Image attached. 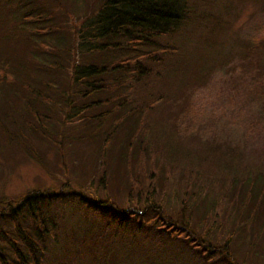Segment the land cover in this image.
I'll list each match as a JSON object with an SVG mask.
<instances>
[{
	"label": "rangeland",
	"instance_id": "1",
	"mask_svg": "<svg viewBox=\"0 0 264 264\" xmlns=\"http://www.w3.org/2000/svg\"><path fill=\"white\" fill-rule=\"evenodd\" d=\"M1 1L2 4L7 2L9 5L7 9L3 6L0 8V70L4 73L0 74V77L10 72V50L12 57L15 56L12 58V66L16 67L15 58L19 59L22 56V61L25 58V65L39 61L44 67L35 68L34 71L30 69V73L28 69L26 72L22 71L17 79L10 82V85L0 82V123L4 127L0 131V210L5 207L7 201H10L11 206H15L17 201L31 191L49 195L51 191L60 189L64 183H69L71 187L62 190V196H66L72 194V190L83 188L80 184L90 182V175L85 174L93 159L90 154H94L92 151H96L95 148L99 147L101 139L109 129L115 128L113 134L115 139L112 140L107 157L117 176L124 177L125 172L128 173L132 165H139V162L142 163V169L149 170L148 160L141 158L138 151V139L144 137L146 140L150 139L147 130L145 133L142 129L138 130L143 115L137 113L134 120L128 114L132 105L118 107L121 95L131 93L121 90L120 87L116 88L113 84L122 77L120 72L113 71L93 78L96 84L99 80L106 81L107 84L103 86L107 89L103 93H96L86 98L80 94V90L83 91L84 88L82 89L75 81L76 74L75 78L73 77L77 69L97 66L102 64L104 59L108 64L111 63L110 55L113 53L89 50L84 43L83 34L88 30L96 29L94 24L97 22L100 0ZM10 1L14 2L15 6L10 5ZM181 1L187 5L186 9L189 7L197 17L191 16L190 25L185 30H181L173 43L178 54L171 57L172 65L175 64V60L179 63L178 60L185 58L187 63L181 62V64H185L186 69L184 67L183 74L189 83L195 75V72L191 74L190 70L192 68V71L196 70L192 63L198 64L206 58H211L210 64L223 65L228 62L226 67L222 66L213 74L209 73L204 80L200 73L196 87L185 89L194 100L197 113L196 116H188L181 125L191 127L192 132L198 131L204 134L202 142L215 138L218 142L229 144V147L235 148V155L241 154L240 159L238 161L231 159L232 166H230L228 164L230 160L224 158V154H227L226 150H222V154L219 153L215 158L205 160L204 158L200 160L190 151L194 147L186 145L187 140L180 136L183 132L176 134L173 129L176 116L183 111L178 105L180 102L175 101L178 91L173 88H177L178 85L173 80H165L166 83L162 85H158L156 80L144 87L136 85L137 89L132 91L131 98L134 99L136 96V105L149 102L154 95L165 98V105L168 104L167 107L170 108L163 114L166 116H157L154 112L147 120L151 123L155 148L162 152L169 162L179 165L183 172L182 179L192 185L185 189L188 195L199 194V197L201 195L206 201L215 200L219 194L215 191L216 186L212 182L223 183V179L229 182L234 176L244 180L251 178L262 186L264 183V0ZM10 7L15 9L11 15ZM1 16H4L3 20ZM26 16L27 21L18 26L25 25L24 28L31 27V30H35L31 33L37 37L38 41L34 42L39 44L33 45L38 49L36 59L31 54L28 55L31 44L20 38L29 35L25 32H21L20 35L19 30L14 29ZM40 18L42 22L36 23L35 21ZM194 24H197L196 27L222 26V31L219 32L216 41L202 40V28L191 29L190 26ZM205 30L209 33V28ZM36 31L40 34H35ZM15 33L19 35L13 36ZM216 43L218 45H215ZM100 44L102 41L94 42V48ZM102 45H107L106 40ZM44 46H50L47 48L50 49L46 50ZM194 46L198 52H193ZM244 46L257 47L262 56H254V49L247 51L248 54L245 56ZM180 74L182 76V73ZM7 79L10 81V76ZM174 79L179 81V77ZM8 101H10L9 109L4 103ZM95 101L107 103L100 102V108L90 111L83 109L84 105ZM108 110H116L115 113L118 117L121 116V120L117 121L116 118L111 117L102 121L99 117L97 125L91 124L92 116L103 115ZM43 125L46 129L40 132ZM97 127L98 130L95 129ZM137 133L138 136L134 138ZM6 135H10V143L5 140ZM130 137L137 139L136 154H132L130 159L125 150L126 162H123V166L120 156L123 146ZM120 142L124 145L121 146ZM45 164L49 170L46 169ZM213 166L215 169L210 171ZM102 171L103 169L100 168L92 173V187L96 185ZM228 171L234 172L235 175H228ZM48 173H57L60 178L50 176ZM180 193L175 196L178 197L177 202L182 198ZM65 203L68 202L56 200L52 213L58 218L59 225L60 219L65 222V231L71 233L73 228L80 224V219L72 214L71 204ZM221 209L223 208L218 206L219 216L213 219L217 223L223 222L227 215L224 209L223 211ZM263 216L264 212H261L262 225L255 222L253 225L256 228L254 227L249 233V237L244 234L236 238L232 254L239 264H264ZM210 225L201 229V233L206 234L211 240L215 238L214 234H228V225L224 224L227 229L222 227L221 230L217 226L213 227L212 232L209 231ZM57 238V249L55 247L54 251L48 250L42 258V264H87L85 262L87 259L82 262L74 261L71 252L63 262L61 255L66 256L69 248L64 245V239L59 234ZM62 243L64 246L60 247ZM83 256L86 258V254ZM67 259L69 262H66ZM92 263L96 264L94 261Z\"/></svg>",
	"mask_w": 264,
	"mask_h": 264
},
{
	"label": "trees",
	"instance_id": "2",
	"mask_svg": "<svg viewBox=\"0 0 264 264\" xmlns=\"http://www.w3.org/2000/svg\"><path fill=\"white\" fill-rule=\"evenodd\" d=\"M183 3L181 0H100L97 22L94 24L96 29L93 26V30H88L83 34L84 43L89 50L113 53L110 55L111 63L108 64V61L104 59L102 64L96 63L97 66L77 69L73 77L75 78L76 74L75 81L81 85L82 89L84 88L83 91L80 90L84 98L103 93L107 89L103 86L107 84L106 81L99 80L96 84L93 78L113 71H119L122 75L118 82L113 84L116 88L120 87L128 93L136 90V85L144 87L154 80L158 85H162L166 83L165 80H173L178 85L177 88H173L178 91L175 101L180 102L178 104L180 110L183 109L182 113L176 116V123H173L175 133L183 132L180 136L187 140L186 145L194 147L190 151L200 160L215 158L219 156V153L222 154V150H226L227 154H224V158L230 160L228 164L232 166L231 159L238 161L241 155H235V148L218 142L215 138L202 142L204 134L198 131L192 132L191 127L181 125L188 116H196L197 113L195 102L185 92V89L196 87L200 73L204 80L209 73L213 74L222 66L226 67L228 63L210 64L211 58H206L198 64L192 63L196 70L192 71L193 68L190 70L191 74L195 72V75L189 83L183 74L185 64H181V62L187 63L185 58L178 60L179 63L175 60V64L172 65L171 57L178 54L173 43L181 30H185L190 25L191 16H195L189 7L186 9L187 5ZM12 4L14 5V2L10 1V5ZM7 5H9L7 2L1 3L0 8L3 6L7 9ZM11 7L10 15L15 10ZM3 18L4 16H1L2 20ZM27 19V16L22 18L21 23H18L17 28L14 29L19 30L20 35L21 32L29 35V37L21 36L20 38L31 44L28 55L31 54L36 59L38 49L33 45L38 46L39 44L34 42L38 40L34 33H31L35 30H31V27L24 28L25 25L18 26L24 24L23 22ZM35 22L41 23L42 18ZM196 25L190 27L191 29L202 28V40L216 41L219 32L222 31V26L202 27L199 25L196 27ZM205 28H209V33ZM192 32L196 31L192 30ZM36 33L40 34L39 31ZM15 35L19 34H13ZM104 40L107 45H102ZM97 41H102V44L94 48V42ZM44 47L46 50L50 49H47L50 46ZM244 48L245 56L248 54L247 51L253 49L254 56H262L257 47L244 46ZM193 52H198L195 46ZM14 57L10 50V72L0 77V82L4 84L10 85V82L17 79L22 71L26 72V69L30 73L35 68L44 67L39 61H32L28 63L29 66L25 65V58L22 61V56L19 59L15 58L16 67H14L12 66ZM73 70L76 69L73 68ZM228 70L232 69L228 68ZM0 72L4 74L2 70ZM9 76L10 81L7 79ZM177 77L179 81L174 79ZM131 93L121 95L118 107L132 105L128 114L134 120L137 113H142L143 118L139 121L138 130L142 129L144 133L147 130L150 139L146 140L145 137L138 139V151L141 158L148 160L150 169H142V163L139 162V165L133 164L132 169L130 168L128 173L125 172L124 177L119 178L107 157L113 143L112 140L115 139L113 138L115 128L109 129L101 139L99 147L95 148L96 151H92L94 154H90L93 159L85 172L90 175V182L80 184L83 188L77 191L72 190V194L62 196V190L67 188V184L69 188L71 187L69 183H64L60 189L51 191L49 195L31 191L17 201L15 206H11L10 201H7L5 207L0 210V264H42V258L47 251L55 250L57 234L64 239V245L69 248L66 256L61 255L63 262L71 252L74 261L82 262L87 259L85 261L87 264H93L92 261L96 264H239L233 258L232 248L239 235L250 236L249 233L253 231L255 222L262 225L260 213L264 212V183L259 186L256 180L251 178L244 180L234 176L229 182L227 179H223V183L212 182L216 186L215 191L219 194L215 200L206 201L201 195L199 197V194L188 195L185 189L192 185L182 179L181 167L169 162L164 154L155 148L151 123L147 120L154 112L157 116H166L163 114L170 108L167 107L168 104L165 105V98L161 95H154L150 96L152 100L150 99L149 102L136 105V96L134 99L131 98ZM100 102L107 103L106 101H95L84 105L83 109L90 111L100 108ZM4 103L9 109L10 101ZM115 112L116 110H108L103 115H95L89 119L92 121L91 124L95 125L99 123V117L102 121L111 117L120 121L121 116L118 117ZM3 129L0 123V131ZM45 129L43 125L40 132ZM95 129L98 130V127ZM137 136L138 133L133 137ZM4 137L10 143V135ZM133 137H130L125 145L120 142L121 146L124 145L120 156L123 166V162H126L125 150L130 159L132 154H136L137 139L134 140ZM141 158L139 157V160ZM45 167L49 170L47 165ZM100 168L103 169L102 174L96 185L92 187L91 175ZM214 169L215 166L210 171ZM48 174L60 178L57 173ZM231 174L235 175L234 172L228 171V175ZM179 192L182 198L177 202L178 197L175 198V196ZM56 200L67 201L68 203L65 204H71L72 214L80 219V224L74 227L71 233L65 231V222L60 219L59 225L58 218L52 213ZM218 206L223 208L227 214L223 222H218L220 224L213 220L219 216ZM111 207L114 210H111ZM208 224H211L210 232L213 227L217 226L221 230L222 227L227 229L224 224L228 225V234H214L215 238L211 240L206 234L201 233ZM63 243L60 247L64 246ZM83 254H86V258ZM66 262L69 260L67 259Z\"/></svg>",
	"mask_w": 264,
	"mask_h": 264
},
{
	"label": "bare ground",
	"instance_id": "3",
	"mask_svg": "<svg viewBox=\"0 0 264 264\" xmlns=\"http://www.w3.org/2000/svg\"><path fill=\"white\" fill-rule=\"evenodd\" d=\"M67 188H69V187H67ZM65 189H66V188H65ZM65 189H64V190H65ZM101 201H103V200L101 199ZM111 210H114V208H113V207H111ZM254 227L256 228V226H255V225H254Z\"/></svg>",
	"mask_w": 264,
	"mask_h": 264
}]
</instances>
